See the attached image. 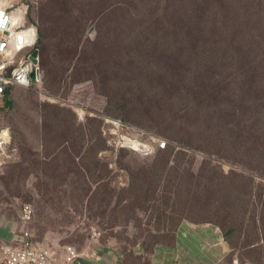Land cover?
<instances>
[{
    "label": "rangeland",
    "instance_id": "1",
    "mask_svg": "<svg viewBox=\"0 0 264 264\" xmlns=\"http://www.w3.org/2000/svg\"><path fill=\"white\" fill-rule=\"evenodd\" d=\"M24 1L33 5L30 16L26 12L28 25L40 24L44 32L50 30L54 36L49 50L51 64L43 67L41 85L16 89L0 118V129L11 135L9 152L0 164V248L15 245L17 235L25 234L18 232L15 221L26 204L36 210L35 236L41 242L56 244L57 249H50L61 263L71 250L62 245L72 244L85 264H241L244 257L248 264H264L263 249L248 256L254 237L252 228L245 227L250 215H259L264 224V198L256 203L242 198L231 181L234 177L229 178L227 191H218L221 188L216 181L195 177L171 186L170 174L163 173L167 161L197 172L201 158L207 157L199 154L205 146L199 135L183 144L173 142L172 155L157 149L158 143L170 142L165 127L160 126L164 116L181 108L201 109L190 91L175 87L170 77L162 80L159 73L155 77L163 82L140 84L139 76H133L129 67L120 68L123 60H131L127 56L131 57L136 46L130 48L132 31L124 30V25L153 5L174 4L175 0H133L128 14L123 10L114 14L111 7V13H105L100 21L91 19L96 14L87 15V6L92 1L94 11L101 4L108 6L107 0H80V5L78 0ZM118 5L125 6L124 1ZM73 9L82 13L84 25H71ZM57 26L69 30L62 43L55 35ZM164 33L169 39L180 38L175 30ZM91 42L96 45L87 49ZM67 46L74 48L60 58L59 50ZM87 51L89 58L85 57ZM109 51L114 53L109 55ZM53 66L56 75L51 73ZM144 90L149 95L158 94L159 100L176 101H162L153 107L137 103L134 108L120 109L122 103L140 93L145 100ZM49 103L57 108L47 106ZM238 111L242 114L244 108ZM117 114L127 118L126 123L137 133L114 124L113 130L110 122L104 121L120 120ZM215 123H219L217 127L214 123L210 127L208 120L198 119L184 129L190 136L197 134L198 127L219 130L214 137L224 170L257 174L258 163L264 165V158L256 154L264 146L262 138H252L240 129L226 130L229 121ZM81 124L85 130H80ZM87 132H92L89 139L83 136ZM246 136L250 137L248 142L243 139ZM121 141L124 146H142L140 151H149L142 155L121 151L117 146ZM176 155H183L185 161ZM216 231L224 235L222 239ZM127 253L132 256L126 257Z\"/></svg>",
    "mask_w": 264,
    "mask_h": 264
},
{
    "label": "trees",
    "instance_id": "2",
    "mask_svg": "<svg viewBox=\"0 0 264 264\" xmlns=\"http://www.w3.org/2000/svg\"><path fill=\"white\" fill-rule=\"evenodd\" d=\"M54 1L52 0V2ZM121 1L107 0L105 2L108 6L105 7L101 4L94 11L91 1L87 6L89 9L87 15L96 14L91 19L100 21L105 13H111V7H113L114 14L122 10L128 14L135 2L123 0L125 6L118 5ZM175 3V5L172 3L163 6L153 5L146 9L140 18L133 19L131 23L124 25V30L132 31L130 48L132 45L136 46L134 53H130L131 57L127 56V59L131 60H123L120 68L129 67V72L134 73L133 76H139L140 84L146 81L163 82L164 78L170 77L173 79L175 87L189 90L192 99L202 109L191 111L182 108L177 109L172 112L171 116H164L160 124V126L165 127V135L170 141L166 149L157 148L160 151L166 152L167 150L172 155L175 152L173 142L183 144L185 140L196 138L197 135L201 136L205 143L204 147H200L199 154L201 157L205 155L207 157L201 158L197 172H192L190 167L171 166L169 161L164 164L163 173L170 174L171 186H179L180 183L195 177L198 181L206 180L210 183L216 181L221 188L218 191H227L225 188L227 182L230 183L229 178L234 177V180L231 181L237 185L238 194L242 198L247 197L256 203L261 197L264 198L263 163L260 162L255 167L257 174L225 171L222 164V154L214 137L220 131H213L210 127L213 123V126L217 127L219 123L215 122L229 121L227 125L225 124L226 130L236 131L240 129L252 138H262L264 143V0H175ZM78 4L80 5V0H78ZM22 6L30 16L29 12L32 11L33 5L24 1ZM78 9H73L71 14V18L74 20L71 24L73 26L78 22L80 25H84L82 13L78 12ZM54 11H56L55 6ZM58 15L66 22L60 13ZM112 20L113 17L110 18V21ZM31 25H34L39 32L37 48L41 50L44 78L43 67L48 68L51 64L49 50L53 44L54 35L50 30L44 32L40 24L31 23ZM57 27L59 29L55 35L61 37L59 42L62 43L66 40L69 30H64L60 26ZM164 30H175L180 38L169 39L165 36ZM95 45V42H91L86 48L90 49ZM73 48L72 46L61 48L59 56H63L60 58L67 57L68 52H71ZM89 53L88 51L85 52V57L89 58ZM111 53L114 51H109V55ZM120 54H123L122 49H120ZM82 65L84 64L82 63ZM51 73L56 75L58 73L57 68L51 67ZM158 73L162 80L155 77ZM16 89L10 88L7 91V100L4 105H7L10 100L12 101ZM143 93L145 100L140 93L139 96H132V101L122 103L120 109L126 106L134 108L137 103L141 105L142 103H149L153 107L162 101H176L175 98L159 100L158 94L149 95L148 91L145 90ZM160 95H163L162 91H160ZM238 101L241 103L237 104ZM47 106L57 108L50 103ZM3 108L5 107L2 106L1 109ZM242 108L244 111L240 114L238 110ZM3 111L4 109L1 110L0 118L4 113ZM117 116L120 117L119 121L122 122L124 130H133L126 123L127 118L119 114ZM198 119L208 120L210 127L207 130L198 127L195 136L188 135L184 126L186 127L188 123ZM104 121L109 124L107 119ZM110 126L114 130L115 127L112 123ZM80 130H85V124H81ZM133 131L135 132V130ZM91 133H84L83 136L89 139ZM249 136L243 139L248 142ZM117 146L122 148L121 151L128 149L137 155L144 154L130 146H124L122 143H118ZM183 152L185 151L183 150ZM256 154L264 158V146L262 150H256ZM176 157L185 161L183 155H176ZM240 178L243 179V182ZM255 194L257 195L255 196ZM211 197L213 198L212 195ZM35 222L36 213L35 218L29 221L22 220L21 216L18 221H15L20 229L28 227L36 235ZM245 227L252 228L254 237L247 248L248 256H251L256 250H264V224L259 215L246 217ZM227 233L225 232V234ZM62 246L75 247L72 244ZM55 248L57 249L56 245ZM142 253L137 255L140 256ZM131 256V254H126V257ZM119 259L123 260V258ZM241 260V264H248L245 257Z\"/></svg>",
    "mask_w": 264,
    "mask_h": 264
},
{
    "label": "built area",
    "instance_id": "3",
    "mask_svg": "<svg viewBox=\"0 0 264 264\" xmlns=\"http://www.w3.org/2000/svg\"><path fill=\"white\" fill-rule=\"evenodd\" d=\"M23 2L24 0H0V107L6 103L10 88H31L41 84L43 80L41 50L37 48L38 29L28 25ZM37 50L40 54L37 57L38 63H35L33 58ZM9 135L10 132L0 129L1 165V159L9 152ZM161 147H165L164 142ZM25 206L20 213L22 220L34 219L33 205ZM21 230L23 228L18 232ZM15 242V245L2 247V264H84V261L79 260V251L70 246L69 255H63L65 258L61 263L51 250L56 249V244L39 241L32 231H28V227H25V235H17ZM38 245H43L44 248H39Z\"/></svg>",
    "mask_w": 264,
    "mask_h": 264
},
{
    "label": "clouds",
    "instance_id": "4",
    "mask_svg": "<svg viewBox=\"0 0 264 264\" xmlns=\"http://www.w3.org/2000/svg\"><path fill=\"white\" fill-rule=\"evenodd\" d=\"M0 109H1V107H0ZM107 119V122H110V123H112V124H114L117 128H120V127H122V122L121 121H119V120H112V119H108V118H106ZM120 143H122L123 144V141H121ZM165 143V147H161V143L159 144H157V148H159V149H166L167 148V142L165 141L164 142ZM130 147H132L133 149H134V147L133 146H130ZM140 148L142 147V146H139ZM140 148H138V149H134V150H137V151H139V152H148L149 150H146V149H144L143 148V151H140ZM35 210V209H34ZM35 213H36V210H35ZM216 233H217V236L219 237V238H223L222 237V234L219 232V231H216ZM76 248V247H75ZM77 249V248H76ZM78 250V249H77ZM82 253V252H81ZM85 262V261H84ZM85 264V263H84Z\"/></svg>",
    "mask_w": 264,
    "mask_h": 264
},
{
    "label": "water",
    "instance_id": "5",
    "mask_svg": "<svg viewBox=\"0 0 264 264\" xmlns=\"http://www.w3.org/2000/svg\"><path fill=\"white\" fill-rule=\"evenodd\" d=\"M39 54H40V51H39V50H37V51L35 52V54H34L33 61H34L35 63H38V59H37V57L39 56Z\"/></svg>",
    "mask_w": 264,
    "mask_h": 264
},
{
    "label": "bare ground",
    "instance_id": "6",
    "mask_svg": "<svg viewBox=\"0 0 264 264\" xmlns=\"http://www.w3.org/2000/svg\"><path fill=\"white\" fill-rule=\"evenodd\" d=\"M22 231H25V227L23 228V230H21V232H22ZM28 231H29V230H28ZM24 235H25V234H24Z\"/></svg>",
    "mask_w": 264,
    "mask_h": 264
},
{
    "label": "crops",
    "instance_id": "7",
    "mask_svg": "<svg viewBox=\"0 0 264 264\" xmlns=\"http://www.w3.org/2000/svg\"><path fill=\"white\" fill-rule=\"evenodd\" d=\"M219 239H221V238H219Z\"/></svg>",
    "mask_w": 264,
    "mask_h": 264
}]
</instances>
